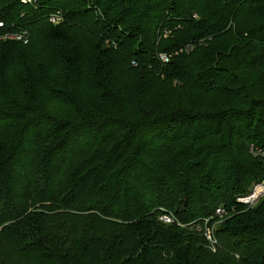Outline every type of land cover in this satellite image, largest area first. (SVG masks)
Segmentation results:
<instances>
[{
    "label": "trees",
    "instance_id": "obj_1",
    "mask_svg": "<svg viewBox=\"0 0 264 264\" xmlns=\"http://www.w3.org/2000/svg\"><path fill=\"white\" fill-rule=\"evenodd\" d=\"M0 22L29 33L0 42V264H264V200L236 201L264 178V0H0Z\"/></svg>",
    "mask_w": 264,
    "mask_h": 264
},
{
    "label": "built area",
    "instance_id": "obj_2",
    "mask_svg": "<svg viewBox=\"0 0 264 264\" xmlns=\"http://www.w3.org/2000/svg\"><path fill=\"white\" fill-rule=\"evenodd\" d=\"M62 14L60 12H55L49 17V23L54 25L58 24L62 20ZM29 40V33L24 29H15L6 30L3 23L0 22V42H20L26 44ZM185 51H190L191 47H186ZM182 51V50H180ZM167 56L161 55L160 59L163 62H166ZM249 151L253 156H262L264 157V153L261 149L255 148V146L250 145ZM264 196V178L261 179L259 182L253 184L247 194L243 196H239L236 198L237 203L244 205V206H253L255 205L260 198ZM222 212V211H221ZM161 220L166 223L171 222V218L168 216L161 217Z\"/></svg>",
    "mask_w": 264,
    "mask_h": 264
},
{
    "label": "rangeland",
    "instance_id": "obj_3",
    "mask_svg": "<svg viewBox=\"0 0 264 264\" xmlns=\"http://www.w3.org/2000/svg\"><path fill=\"white\" fill-rule=\"evenodd\" d=\"M63 20V19H62ZM61 20V21H62ZM54 25H56V24H54ZM183 28H181V27H179V28H177V30H176V33L177 32H179V31H181ZM121 30V29H120ZM177 36V35H176ZM171 38H172V41H174V43H175V41H176V39L177 38H175L173 35L172 36H170V39L169 40H171ZM168 40V41H169ZM167 41V43H165L162 47L163 48H169V47H171L172 45H173V42H171V41H169L168 42ZM219 45L221 44L222 45V42H219L218 43ZM106 45H103V46H101L102 48H106L105 47ZM182 49V48H181ZM185 51V50H184ZM181 52H183V50L182 51H180V50H178V52H176V51H173L171 54H169L168 56H167V58H166V62H168V61H172L173 59H174V57H176L177 55H180L181 54ZM187 53L189 52L190 53V51H186ZM187 53H183V54H187ZM188 53V54H189ZM192 55H195V53L194 54H192ZM161 56V54L159 55V57ZM63 78H64V76H63ZM145 79V78H144ZM145 83L146 84H148V85H150V84H152V80H151V78H146L145 79ZM221 85H224V84H221ZM161 91H166V89H167V86H166V84H163V85H161ZM101 93H103V92H101ZM261 200H264V196L262 197V198H260V201ZM259 201V202H260ZM155 213H156V211H155ZM157 215L160 217L159 219L161 220V217H163V216H168V217H170L171 218V216L170 215H168V214H166V213H164V212H160V214H159V212L157 213ZM157 216V217H158ZM158 219V221H160ZM166 223V222H165ZM4 227V226H3ZM2 226H0V229L1 228H3ZM204 229L206 230L207 229V226L205 225V227H204Z\"/></svg>",
    "mask_w": 264,
    "mask_h": 264
}]
</instances>
